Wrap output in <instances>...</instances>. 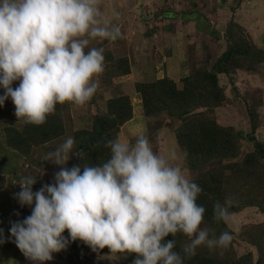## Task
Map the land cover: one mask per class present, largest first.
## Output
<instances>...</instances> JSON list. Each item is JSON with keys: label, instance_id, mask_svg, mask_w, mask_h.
<instances>
[{"label": "clouds", "instance_id": "1", "mask_svg": "<svg viewBox=\"0 0 264 264\" xmlns=\"http://www.w3.org/2000/svg\"><path fill=\"white\" fill-rule=\"evenodd\" d=\"M99 5L100 0H0V107L11 99L17 119L41 125L57 104L82 106L94 96L104 49L89 48L90 42L115 41L120 35L119 28L101 19ZM74 144L70 136L45 155L59 167L52 183L33 192L35 177L18 181L14 199L32 211L12 223L10 236L26 259L51 261L69 244L65 231L93 252L134 254L132 264H184L198 247L215 250L231 243L229 231L217 237L200 228L206 211L197 203L202 188L155 153L147 136H138L134 144L109 139L106 162L69 169L65 165ZM232 205L231 197L216 201L214 221L228 224ZM177 233L189 240L180 252L174 250L175 239H166Z\"/></svg>", "mask_w": 264, "mask_h": 264}, {"label": "trees", "instance_id": "2", "mask_svg": "<svg viewBox=\"0 0 264 264\" xmlns=\"http://www.w3.org/2000/svg\"><path fill=\"white\" fill-rule=\"evenodd\" d=\"M201 18L209 26L205 30L208 32L211 25L203 15ZM198 21L196 19V23ZM224 39L225 48L217 59L211 62L210 58L203 60L178 82L167 76L136 82L134 93L139 96L136 103L130 94L107 99L104 111L91 117L89 128L69 132L65 116L72 103L57 104L45 123L32 125L26 124L23 119L18 120L14 115L11 99L5 101L3 107H0L2 113L19 121V124H10L3 128L6 148L15 151L23 164L41 171L40 177L36 178L37 183L33 185V192L39 190L43 184L52 183L54 173L59 171L57 166L45 175L48 162L39 157L53 151L51 146L54 143L64 142L70 136L74 138L75 144L70 153L72 156L65 165L69 169L80 164L101 165L110 158V149L105 147V142L119 138L123 127L131 122L142 124V127H138V134L128 131L127 138L131 140L145 135L151 141L162 126L159 118L166 117L170 125L165 124V127H172L184 167L200 170L192 180L202 188L197 203L206 210L200 228H208L210 236L218 237L224 231H229L234 236L227 224L213 219L214 203H223L228 197L233 200L229 209L233 214L246 208H256L264 214V141L256 137L260 127V100L254 101L246 109L249 131L245 141L252 145V149L245 154L241 150L240 131L233 126L220 124L214 117L201 116L204 113L197 111L220 109L228 102L225 87L219 80L220 76H225L228 83L234 85L232 76L238 71L255 73L264 64V44L256 46L236 22L230 21L226 25ZM104 42L107 43L108 40ZM104 62L110 63L114 73L119 76L127 77L131 74L130 61L126 56L113 57L107 52ZM18 84L19 81L14 82L12 87L15 88ZM234 90L237 91L236 88ZM152 120L156 122L150 124ZM80 153L84 154L83 157ZM13 173L14 192L18 193L20 177L28 176L29 173L23 172L20 166ZM6 187L7 180L0 175V190ZM16 208L20 222L31 215L32 209L29 206L21 207L17 200ZM62 235L69 239V244L65 250L53 253V259L60 260L62 253L69 264H132L135 258L134 254L111 252L107 248L93 252L82 241H71L67 231ZM238 236L252 250L237 257L231 243L227 248L218 247L215 250L201 246L197 248L194 256L185 258L184 264H264V226L240 230ZM171 238L176 241L174 250L177 252L181 251L182 245L189 242L188 237L181 233L166 239ZM110 255H114L115 259H108L107 256Z\"/></svg>", "mask_w": 264, "mask_h": 264}, {"label": "rangeland", "instance_id": "3", "mask_svg": "<svg viewBox=\"0 0 264 264\" xmlns=\"http://www.w3.org/2000/svg\"><path fill=\"white\" fill-rule=\"evenodd\" d=\"M99 8L101 19L107 21L109 27L119 28L120 35L115 41L94 39L89 48H103L104 56L108 52L113 57H128L131 74L127 77L119 76L114 73L110 63L104 62V71L98 77L99 87L94 96L82 106L74 103L70 105L65 116L69 132L89 128L91 117L104 111V103L109 98L130 94L136 103V98L139 99L134 93L136 82L152 81L163 76L178 82L203 60L210 58L211 62L217 59L225 48L226 25L230 21L239 24L256 46L264 44V0H100ZM209 9L214 11L210 12ZM198 15L209 17L218 23L215 26L210 19L214 26H210L211 29L207 32L204 30L207 26L204 19L201 18L196 23ZM107 40V43L104 42ZM232 78L234 85H230L225 76L219 77L228 98L222 108L197 111L204 113L201 116L214 117L220 124L233 126L240 131L241 150L245 154L252 149V145L245 141L249 131L246 109L257 100H260L261 107L258 110L260 127L256 137L264 141V64L255 73L238 71ZM2 94L3 89L0 88V95ZM167 119L159 118L162 126L149 143L155 153L163 156L170 164L180 166L194 180L200 170L184 167L172 127H165V124L170 125ZM13 120L0 110V175L7 180V187L0 190V230L4 239V243L0 244V264H41L26 259L10 236L12 223L18 221L13 172L20 166L23 172H28L35 178H39L41 173L23 164L15 151L6 148L3 128L10 124H19V121ZM155 122L152 120L150 124ZM138 127H142V124L131 123L129 127H123L118 139L134 144L136 139H128V131L131 129L137 132ZM62 143H54L51 150L54 151ZM39 157L43 160L45 155L41 154ZM55 167L57 165L48 162L45 175L55 170ZM227 225L234 233L231 248L240 257L252 250L239 238L240 230L264 226V214L256 208H246L233 214ZM107 258L112 260L115 256L110 255ZM61 263L67 264V261L61 260ZM61 263L57 259L44 262Z\"/></svg>", "mask_w": 264, "mask_h": 264}, {"label": "crops", "instance_id": "4", "mask_svg": "<svg viewBox=\"0 0 264 264\" xmlns=\"http://www.w3.org/2000/svg\"><path fill=\"white\" fill-rule=\"evenodd\" d=\"M209 11L212 12V11H214V10L209 9ZM205 18H206V19L209 21V23H210V19H211V18H209V17H205ZM200 19H201V16H199L198 20H200ZM211 20H212V19H211ZM212 22H214V20H212ZM212 22L210 23V24H211V27L214 26V24H215V26H216L217 23H218V22H214V24H212ZM207 27L209 28V26H207ZM211 27H210V28H211ZM223 27H224V26H223ZM136 100H137V102L139 101V99H137V98H136ZM133 101L135 102V100H133ZM131 123H132V122H131ZM131 123H129L127 126L129 127V126L131 125ZM135 125H136V124H135ZM137 126H138V125H137ZM130 131H131V129H129V132H130ZM136 131H137V130H136ZM131 132H133V131H131ZM133 133H134V134H138L137 132H133Z\"/></svg>", "mask_w": 264, "mask_h": 264}, {"label": "built area", "instance_id": "5", "mask_svg": "<svg viewBox=\"0 0 264 264\" xmlns=\"http://www.w3.org/2000/svg\"><path fill=\"white\" fill-rule=\"evenodd\" d=\"M61 260L62 261H67V264H69V261H68V259L66 258V256H64L62 253H60V260H59V263H61ZM62 264V263H61Z\"/></svg>", "mask_w": 264, "mask_h": 264}, {"label": "water", "instance_id": "6", "mask_svg": "<svg viewBox=\"0 0 264 264\" xmlns=\"http://www.w3.org/2000/svg\"><path fill=\"white\" fill-rule=\"evenodd\" d=\"M198 19V18H197ZM208 29V27L206 26L205 28H204V30H207Z\"/></svg>", "mask_w": 264, "mask_h": 264}]
</instances>
